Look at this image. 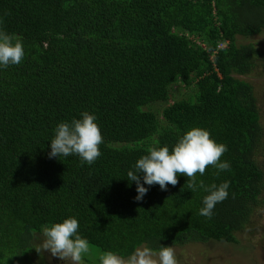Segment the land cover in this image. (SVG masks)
I'll return each mask as SVG.
<instances>
[{
    "label": "trees",
    "instance_id": "16d2710c",
    "mask_svg": "<svg viewBox=\"0 0 264 264\" xmlns=\"http://www.w3.org/2000/svg\"><path fill=\"white\" fill-rule=\"evenodd\" d=\"M0 27L26 51L0 70V264H32L31 233L70 215L93 247L124 256L142 243L237 242L263 172L255 90L239 77L259 52L236 39L264 29V0H0ZM178 82L196 87L177 99ZM84 110L98 119L102 155L49 158L55 126ZM193 126L227 145L231 168L207 166L195 191L178 174L137 201L129 168ZM201 180L230 182L211 219L199 214Z\"/></svg>",
    "mask_w": 264,
    "mask_h": 264
},
{
    "label": "clouds",
    "instance_id": "9594fccd",
    "mask_svg": "<svg viewBox=\"0 0 264 264\" xmlns=\"http://www.w3.org/2000/svg\"><path fill=\"white\" fill-rule=\"evenodd\" d=\"M25 55L23 42L14 33L0 27V70L21 64ZM53 131L49 158L75 155L81 165H92L102 155L100 146L104 137L93 112L84 110L79 117L60 121ZM227 150V145L218 142L208 129L193 126L171 146L150 147L146 154L136 159L126 177L130 184L136 183L137 201L143 200L154 184H158L162 191H166L169 185H176L178 174L189 177V188L195 191L197 173L203 175L207 166H214L218 170L217 175L231 168L229 161L221 160ZM199 187L207 193L199 214L211 219L215 206L228 198L230 182L205 185L201 180ZM79 229V220L72 215L43 223L31 233L35 240L33 247L42 255L48 252L52 257H58L64 264H84L85 259L93 254V247ZM96 258L98 264H179L172 245L157 248L145 243L135 246L127 256L118 251L104 250Z\"/></svg>",
    "mask_w": 264,
    "mask_h": 264
},
{
    "label": "rangeland",
    "instance_id": "374dc122",
    "mask_svg": "<svg viewBox=\"0 0 264 264\" xmlns=\"http://www.w3.org/2000/svg\"><path fill=\"white\" fill-rule=\"evenodd\" d=\"M257 39L264 43V30L250 36L238 35L236 42L238 46H244ZM239 77L249 81L255 90L259 81L264 83V68L260 72L253 64L250 70L241 73ZM192 87H196V85L188 86L178 82L171 89L175 98L181 99L187 97L188 93L192 91ZM261 153L260 149L256 150L257 162L261 158ZM263 196L264 190L260 197ZM236 236L237 242L211 239L207 242H189L184 245H173V247L176 249L179 264H264L263 203L258 202L249 222L243 229L236 231ZM99 252H101L99 248L93 247V254L87 258L97 261L96 257ZM29 255L32 264H36V262L39 264H64L58 257H52L48 252L42 255L35 247ZM84 264L87 263L84 262Z\"/></svg>",
    "mask_w": 264,
    "mask_h": 264
},
{
    "label": "flooded vegetation",
    "instance_id": "af4514ba",
    "mask_svg": "<svg viewBox=\"0 0 264 264\" xmlns=\"http://www.w3.org/2000/svg\"><path fill=\"white\" fill-rule=\"evenodd\" d=\"M264 30V29H263ZM262 30V31H263ZM261 31V32H262ZM259 32V33H261ZM256 33V34H259ZM255 45V48L259 53H257L258 58H256L254 66L258 68L260 72L263 71L264 68V43L262 40H256L253 42ZM255 94H256V103H257V108H258V113H259V123L261 127L259 128L260 130V144L257 149H260L262 151L261 153V158L258 162L259 167L261 168L263 172L262 179L260 181L261 187H260V193H259V201L264 204V196L260 197L263 190H264V83L258 82L257 83V88L255 89Z\"/></svg>",
    "mask_w": 264,
    "mask_h": 264
}]
</instances>
